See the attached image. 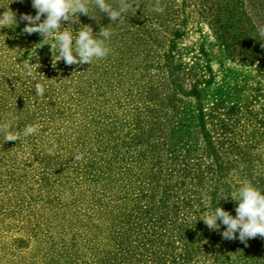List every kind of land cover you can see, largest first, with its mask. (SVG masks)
I'll return each mask as SVG.
<instances>
[{"label":"rangeland","instance_id":"374dc122","mask_svg":"<svg viewBox=\"0 0 264 264\" xmlns=\"http://www.w3.org/2000/svg\"><path fill=\"white\" fill-rule=\"evenodd\" d=\"M227 1L246 12L255 59L225 0H160L162 13L136 0L122 22L94 5L95 19L62 22L108 27L111 51L53 66L19 21L31 0H0L17 14L0 29V124L21 134L0 133V264H264V239L225 240L200 219L217 206L235 216L244 181L264 192V0Z\"/></svg>","mask_w":264,"mask_h":264},{"label":"clouds","instance_id":"9594fccd","mask_svg":"<svg viewBox=\"0 0 264 264\" xmlns=\"http://www.w3.org/2000/svg\"><path fill=\"white\" fill-rule=\"evenodd\" d=\"M19 2L22 3L23 0ZM31 5L36 10L34 16L30 14L19 16L20 22H26L23 32L28 35L38 33L43 38L42 44L51 45L53 66L61 60L68 66H83L91 65L94 60L104 59L109 55L111 49L106 42L110 39L112 32L108 27H101L94 35L90 25H83L74 33L69 27H62V22L73 23V17H77V14L95 19L94 15H89L90 5H94L100 12L105 13L112 23L122 22V16L134 8L133 5L136 7V0H119L118 8H114L106 0H31ZM3 9L5 10L0 13V29L15 27L17 14L8 6ZM153 11L157 13L164 11V8L160 6V0H156ZM257 31L261 37L260 40L264 41V25L258 26ZM49 39H53L54 42L49 43ZM261 46L264 47V43ZM25 68L27 76L35 79L32 66L26 64ZM35 91L38 96L45 95V87L42 84H36ZM10 129L9 123L0 124V133H4V141H20L21 134L12 132ZM39 129V124L27 125L22 135L24 137L34 135ZM82 159L83 154L74 156L76 161ZM231 198L237 205L235 216L217 206L200 219L210 231L220 232L221 226H224L225 230L220 232V235L225 240H239L247 246V241L250 239L257 237L264 239V192L251 182L244 181Z\"/></svg>","mask_w":264,"mask_h":264},{"label":"trees","instance_id":"16d2710c","mask_svg":"<svg viewBox=\"0 0 264 264\" xmlns=\"http://www.w3.org/2000/svg\"><path fill=\"white\" fill-rule=\"evenodd\" d=\"M228 3L226 7L229 17V23L227 25L228 30H236L233 35V40L241 47V52L246 60L255 59L260 50V44L254 41V37L251 32V26H249L248 17L246 18V12L242 10V6H238V1H234L231 5V1L225 0ZM239 12V13H238ZM235 13H238L236 15ZM245 20V22H243ZM234 32V31H233Z\"/></svg>","mask_w":264,"mask_h":264}]
</instances>
